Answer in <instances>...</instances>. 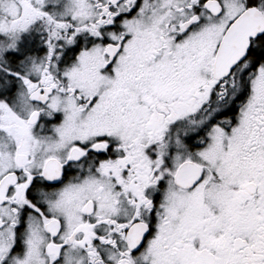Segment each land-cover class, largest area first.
<instances>
[{
    "label": "snow or ice",
    "instance_id": "obj_1",
    "mask_svg": "<svg viewBox=\"0 0 264 264\" xmlns=\"http://www.w3.org/2000/svg\"><path fill=\"white\" fill-rule=\"evenodd\" d=\"M0 264H264V0H0Z\"/></svg>",
    "mask_w": 264,
    "mask_h": 264
}]
</instances>
